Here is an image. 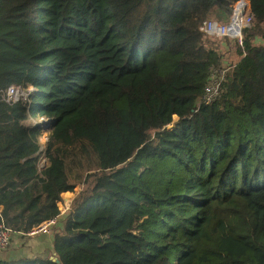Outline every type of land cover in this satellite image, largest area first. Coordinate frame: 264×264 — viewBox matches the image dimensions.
<instances>
[{
  "label": "trees",
  "instance_id": "1",
  "mask_svg": "<svg viewBox=\"0 0 264 264\" xmlns=\"http://www.w3.org/2000/svg\"><path fill=\"white\" fill-rule=\"evenodd\" d=\"M250 1L241 46L196 28L226 21L232 0H0V205L13 234L61 213L76 187L69 150L100 160L54 234L60 263L0 264H264V0ZM10 86L26 96L8 100ZM118 177L126 189L107 183Z\"/></svg>",
  "mask_w": 264,
  "mask_h": 264
},
{
  "label": "built area",
  "instance_id": "2",
  "mask_svg": "<svg viewBox=\"0 0 264 264\" xmlns=\"http://www.w3.org/2000/svg\"><path fill=\"white\" fill-rule=\"evenodd\" d=\"M232 13L229 15L226 22H220L217 20H210L204 23L198 24L197 29L201 32L217 38L229 37L236 39L239 45H243L244 31L250 28L254 24L253 8L254 4L250 0H232L231 4ZM231 66L224 69L215 70V74L211 82L205 88V95L203 97V103H211L221 94V85L231 70ZM32 87L28 86V90ZM8 100L18 101L26 96L24 89L20 86H10L7 91ZM200 107V106H199ZM45 121V120H44ZM84 185L82 189L73 191L71 195L59 203L61 213L56 217L44 222L34 230L23 233L32 235L38 232H50L54 230V234L57 229L62 225V218L71 210L75 198L84 193ZM75 194V195H74ZM13 230L10 225L6 224L2 219L0 221V251L7 250L13 241Z\"/></svg>",
  "mask_w": 264,
  "mask_h": 264
},
{
  "label": "crops",
  "instance_id": "3",
  "mask_svg": "<svg viewBox=\"0 0 264 264\" xmlns=\"http://www.w3.org/2000/svg\"><path fill=\"white\" fill-rule=\"evenodd\" d=\"M10 171L11 167L0 168V177L8 174ZM71 193L72 192H65L62 194V197L65 199ZM0 218L6 224L10 225L9 219L6 214V207L3 205H0ZM53 241L54 230H51L50 232L42 231L32 235L20 233L16 234L13 236V241L10 247L5 251H0V259L16 260L26 257H42L50 259L51 256H57L53 248Z\"/></svg>",
  "mask_w": 264,
  "mask_h": 264
},
{
  "label": "rangeland",
  "instance_id": "4",
  "mask_svg": "<svg viewBox=\"0 0 264 264\" xmlns=\"http://www.w3.org/2000/svg\"><path fill=\"white\" fill-rule=\"evenodd\" d=\"M213 19H215V20H217V21H222L223 19H222V15H220L219 14V17H213ZM228 20V18H226V21ZM226 21H224V22H226ZM217 38V37H216ZM217 39H223V37L222 38H217ZM233 39V38H232ZM262 45H263V47H264V43L262 42ZM224 46H227V44L226 43H224ZM259 88H260V85L259 84H257V83H255V84H253V89L254 90H259ZM176 119H178V116H175V120ZM42 122H44V120L42 121ZM173 125L171 124L170 126H169V128H171ZM47 132H48V129H45L44 130V132H43V135H42V138H41V141L44 143L45 141H46V134H47ZM78 144H81V143H78ZM80 149H82V150H93V148L91 147V146H89V145H87V144H82V145H80V147H79ZM78 148V149H79ZM78 149H75V148H73V149H71V150H69L68 151V153L65 155V162H66V166H67V171H68V175L71 177V171H70V169H71V166H73V167H75V166H77L79 163H81V160L78 158V154L80 153V151H78ZM100 169V165L99 166H97V167H95L94 169H89L87 172H85L84 174H83V176H82V178L80 179V180H73L72 178V181L75 183V185H76V187H75V189H76V191L77 190H80V189H82V187H83V185H84V180H85V177H86V175L88 174V173H90V172H93V171H98ZM124 177H118V178H114V179H108L107 180V183L110 185V186H112V187H116V188H123V189H126L127 187H128V184L129 183H131V181H130V177H126V178H124ZM75 191V190H74ZM87 190H86V188H84V192H86ZM71 195V194H70ZM69 195V196H70ZM75 195V194H74ZM68 196V197H69Z\"/></svg>",
  "mask_w": 264,
  "mask_h": 264
},
{
  "label": "bare ground",
  "instance_id": "5",
  "mask_svg": "<svg viewBox=\"0 0 264 264\" xmlns=\"http://www.w3.org/2000/svg\"><path fill=\"white\" fill-rule=\"evenodd\" d=\"M257 97L264 98V89L257 93ZM78 158L81 160L77 166H71V178L73 180H80L85 172L89 169H94L100 165V160L97 152L94 150H81L78 154Z\"/></svg>",
  "mask_w": 264,
  "mask_h": 264
},
{
  "label": "water",
  "instance_id": "6",
  "mask_svg": "<svg viewBox=\"0 0 264 264\" xmlns=\"http://www.w3.org/2000/svg\"><path fill=\"white\" fill-rule=\"evenodd\" d=\"M50 259L53 260V261H56V262L60 263V260L56 256H51Z\"/></svg>",
  "mask_w": 264,
  "mask_h": 264
}]
</instances>
